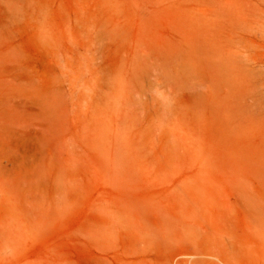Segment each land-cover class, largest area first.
<instances>
[{"label":"rangeland","instance_id":"1","mask_svg":"<svg viewBox=\"0 0 264 264\" xmlns=\"http://www.w3.org/2000/svg\"><path fill=\"white\" fill-rule=\"evenodd\" d=\"M0 63L60 99L0 264H264L230 191L236 153L264 148V0H0ZM100 107L70 160L72 118Z\"/></svg>","mask_w":264,"mask_h":264},{"label":"bare ground","instance_id":"2","mask_svg":"<svg viewBox=\"0 0 264 264\" xmlns=\"http://www.w3.org/2000/svg\"><path fill=\"white\" fill-rule=\"evenodd\" d=\"M3 67H6V65L3 66ZM12 69H15V68H12ZM16 71H15V73H16ZM1 72L3 73V71H1ZM13 72H14V70H13ZM7 73H5V74H7ZM5 74H0V212H2V214H3L2 216H0V225L6 223L7 226L11 230H14V232L15 231L21 232V231H23L25 229V225L19 219V214H18L17 209H16L17 206H18V205L16 206L18 200H17V202H15L14 194L17 192L16 190H17V187H18V184H19L18 182L20 180H22L23 184L24 183L28 184L27 183L28 181H29V184H30L31 183L30 179H34V177H35V176L32 175V173L35 174L37 172V171L35 172V169L37 167H39L41 169V164H39V162L42 163L41 160H42V154H44L43 153V149L45 148L44 147L45 145H43L44 144L43 143L44 139L41 136L42 134L40 133V129H44L48 125L50 126V124L52 122L54 123V120H52L51 118H52V115H53V117L55 116L54 113H53V110H54V108L56 110V107L59 106L57 102L60 99H58L59 98L58 94H57L58 92L57 93L55 92L56 94H54V93L52 94L53 91L51 92L52 96L50 94H44V93H43V95H39L37 92H35V93H37L38 95L35 96V94H34L33 96H31L30 95L31 93L28 92L29 90L24 93L23 91H25V90L20 91L21 87L18 88L19 90L14 88V86H13L14 83L11 84L12 82L10 80H8L9 78L7 79V76ZM17 74H18V72H17ZM18 76H16V79L18 78ZM13 78L14 77L12 76V78H10V79H13ZM117 78H119V77H117ZM117 78L114 77V80L111 79V83H112V81H114V82H113V84L110 83L111 85H110L109 89L107 88L108 90L106 89L108 91V93L106 94L105 97H103L104 98V106L103 107H104L105 110H108L110 107L112 108L114 106V102L116 101V100L114 101V99H116V97L114 96L115 97L114 98L113 95H114L115 92L118 91L117 89H119V83H117L118 82ZM18 79H21V78H18ZM13 80H15V79H13ZM28 82H29V80H28ZM24 83H25V81H24ZM117 84H118V88H117ZM5 85H7L9 87H7ZM24 86H26V85H24ZM27 87H28V84H27ZM49 88H51V87H49ZM53 89L56 90V88H54V87H53ZM30 91H31V89H30ZM36 91H39V90H36ZM32 92H34V91H32ZM112 98H114V99H112ZM62 102H64V101L62 100ZM112 102H113V105H112ZM25 103L34 104V108H32L31 110H28L26 112L24 110V104ZM30 104L28 106H30ZM109 104H110V107H109ZM25 107H27V105ZM60 107H61V105H60ZM10 110L13 111V112H11ZM102 110H103L102 107L97 108L95 113L92 116H90V117H88V116L87 117L86 116H84V117L79 116L78 117L77 116V117L72 118L74 120V124H75V132H74V134L68 136L67 141H66V145H65L66 146L65 148L67 149V155H68L70 160L74 161L78 157V155H79L78 142H79V139H81L83 141L84 134L88 133V132H86L87 130H89L91 128L92 131L100 133V137H101V134L103 133V125H102V123L105 122V121L102 122V117H106V116H104ZM60 112H62V111H59V113ZM108 112H107V117H108ZM11 113L13 115L16 114V113H18V114H16V116L13 117V115ZM20 114H21V118H19ZM59 116H58V118H56V120L61 118ZM64 118L65 119L67 118L66 114H65ZM114 119L116 121V117H114ZM51 120H52V122H51ZM107 121L109 122L110 120L107 119ZM52 124H51V126H53L55 123L53 125ZM56 126H57V124H56ZM53 128L54 127H51L52 130H53ZM111 129L112 128H110V130ZM44 130H46V132H47V128L44 129ZM48 132H50V131H48ZM60 134H61V132H60ZM53 135H50V136H53ZM52 140L50 141V144H51ZM45 141H47V140H45ZM90 141H91V139H90ZM100 141H101V139L98 138V145H99ZM116 142H118V141H116ZM110 143H111V141H110ZM48 144H49V142H48ZM121 148H122V146H121ZM44 151H45V149H44ZM48 151H49V149H48ZM240 152H239V154L236 153L235 157L233 156L234 159L232 158L233 161H232V165H231V168H230V191H231V194H232L235 202L237 204L242 205L247 210L248 214L252 218V222L254 224L255 230L257 231L258 237L264 242V148L248 150V151H246L244 153H241V154H240ZM130 156H131V154H130ZM43 158L46 159L45 156ZM46 162H48V159H47ZM77 163H78V161H77ZM105 163H107V162H105ZM38 164L40 166H38ZM42 164H44V163H42ZM44 165H46V163ZM51 167L53 168V165ZM59 169H60V167H59ZM43 170L44 169H42V171ZM39 172H41V171H39ZM48 173H49V170H48ZM56 175L58 176V173ZM31 176H32V178H31ZM38 177L39 176H37L36 179ZM50 177H51V175H50ZM36 179H35V181H33L34 183L37 182ZM47 179H49V177ZM52 179H54V178H52ZM52 179H51V181H52ZM54 181H53V183H56ZM58 182H59V180H58ZM39 183H41V182H39ZM37 185H39V184H37ZM30 186H33V185H30ZM40 186L38 188H40ZM28 187H26L28 190L32 189L30 187H29L30 188L29 189ZM20 188H21L20 189L21 192H19V193H20V196H21V195H24V194H22L23 185H22V187L20 186ZM34 189H36L35 186L33 187V190ZM23 190H25V189H23ZM25 192L26 191H24L23 193H25ZM29 192H31V191H29ZM19 193L17 195H19ZM28 194L30 195V193H28ZM35 194H37V193H35ZM30 197H31V195H30ZM16 198L18 199V196ZM43 198H44V196H43ZM35 199H36V197H35ZM41 199H42V197H41ZM20 200L21 199H19V203H20ZM22 200L25 201L24 199H22ZM22 200H21V203H22ZM23 203H22V205H24L25 203H28V202H25L24 204ZM28 204H27V206H28ZM20 206H21V204H20ZM24 206H26V205H24ZM58 206H60V203H58ZM35 208H37V207H35ZM44 210H46V209H44ZM28 213H29V211H28ZM25 215H27V213ZM205 257H207V256H205ZM209 258H211V257H209ZM198 264H202V263H198Z\"/></svg>","mask_w":264,"mask_h":264}]
</instances>
